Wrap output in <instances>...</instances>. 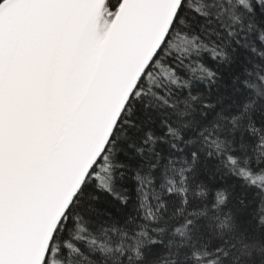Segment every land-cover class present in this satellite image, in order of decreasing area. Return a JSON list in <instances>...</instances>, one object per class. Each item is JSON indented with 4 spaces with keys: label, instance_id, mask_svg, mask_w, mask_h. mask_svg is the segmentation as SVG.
<instances>
[{
    "label": "snow or ice",
    "instance_id": "obj_1",
    "mask_svg": "<svg viewBox=\"0 0 264 264\" xmlns=\"http://www.w3.org/2000/svg\"><path fill=\"white\" fill-rule=\"evenodd\" d=\"M0 264H264V0H0Z\"/></svg>",
    "mask_w": 264,
    "mask_h": 264
}]
</instances>
